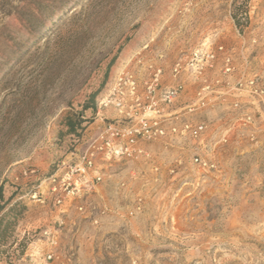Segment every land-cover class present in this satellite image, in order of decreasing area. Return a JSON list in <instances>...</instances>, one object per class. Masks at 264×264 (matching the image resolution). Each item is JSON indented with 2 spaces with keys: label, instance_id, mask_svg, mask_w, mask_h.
I'll list each match as a JSON object with an SVG mask.
<instances>
[{
  "label": "rangeland",
  "instance_id": "obj_1",
  "mask_svg": "<svg viewBox=\"0 0 264 264\" xmlns=\"http://www.w3.org/2000/svg\"><path fill=\"white\" fill-rule=\"evenodd\" d=\"M241 6L236 26L264 37V0H0V185L27 204L0 264H58L41 256L54 228L56 249L73 254L66 264H264V143L228 154L251 155L249 174L228 159L230 174L201 192L153 183L131 220L115 199L102 225L71 212L59 228L58 211L32 198L69 147L68 123L92 122L84 118L146 43L155 39L171 63L215 29L234 37Z\"/></svg>",
  "mask_w": 264,
  "mask_h": 264
},
{
  "label": "built area",
  "instance_id": "obj_2",
  "mask_svg": "<svg viewBox=\"0 0 264 264\" xmlns=\"http://www.w3.org/2000/svg\"><path fill=\"white\" fill-rule=\"evenodd\" d=\"M232 23L234 37L215 29L171 63L152 39L118 72L84 118L92 122L32 194L58 211L59 228L71 212L102 225L117 212L115 199L127 202L126 219L138 218L160 181L176 195L201 192L230 174L223 164L232 149L260 143L264 37ZM112 183L108 193L105 186ZM43 236L50 246L41 254L45 261H72L73 254L56 249L59 229Z\"/></svg>",
  "mask_w": 264,
  "mask_h": 264
},
{
  "label": "trees",
  "instance_id": "obj_3",
  "mask_svg": "<svg viewBox=\"0 0 264 264\" xmlns=\"http://www.w3.org/2000/svg\"><path fill=\"white\" fill-rule=\"evenodd\" d=\"M236 13L234 14L236 25L242 27L244 23L238 16L247 14V10L241 6L236 8ZM85 127L81 123L75 124L71 121L68 123L69 146L79 138ZM26 212L27 204L24 197L13 193L7 198L4 192V183L0 185V252H4V248L14 240L16 229Z\"/></svg>",
  "mask_w": 264,
  "mask_h": 264
},
{
  "label": "crops",
  "instance_id": "obj_4",
  "mask_svg": "<svg viewBox=\"0 0 264 264\" xmlns=\"http://www.w3.org/2000/svg\"><path fill=\"white\" fill-rule=\"evenodd\" d=\"M263 140V141H262ZM260 143H264V133H262L261 135H260ZM259 143V144H260ZM259 144H255V145H251V144H244L242 147L240 146H237V148H243V152L245 153V151L246 150H248V151H250V150H252L253 149V147H256L257 145H259ZM229 162H234V161H242L243 162V166H242V171L244 172V174H249L250 173V168L247 166L248 165V163L251 161V155H247V156H242L240 159H238L237 158V156L236 155H233V154H230L229 155ZM231 159V160H230ZM233 159V160H232ZM237 159V160H236ZM115 181H113V183H114ZM113 183L112 184H110L109 186H105V190L108 192V193H112V186H113ZM146 192H149V191H146Z\"/></svg>",
  "mask_w": 264,
  "mask_h": 264
}]
</instances>
